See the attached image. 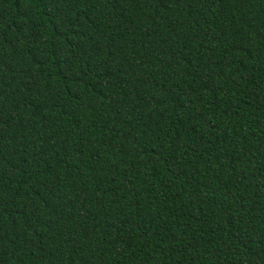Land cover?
<instances>
[{"label":"trees","instance_id":"1","mask_svg":"<svg viewBox=\"0 0 264 264\" xmlns=\"http://www.w3.org/2000/svg\"><path fill=\"white\" fill-rule=\"evenodd\" d=\"M0 264H264V0H0Z\"/></svg>","mask_w":264,"mask_h":264}]
</instances>
